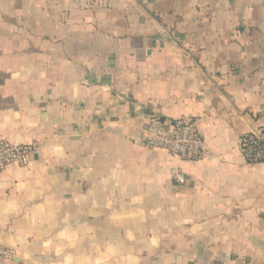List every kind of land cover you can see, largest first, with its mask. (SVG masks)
Segmentation results:
<instances>
[{
  "label": "crops",
  "instance_id": "1",
  "mask_svg": "<svg viewBox=\"0 0 264 264\" xmlns=\"http://www.w3.org/2000/svg\"><path fill=\"white\" fill-rule=\"evenodd\" d=\"M198 116L208 159L139 143ZM264 0H0L7 264H264ZM188 184L177 187L171 169Z\"/></svg>",
  "mask_w": 264,
  "mask_h": 264
},
{
  "label": "built area",
  "instance_id": "2",
  "mask_svg": "<svg viewBox=\"0 0 264 264\" xmlns=\"http://www.w3.org/2000/svg\"><path fill=\"white\" fill-rule=\"evenodd\" d=\"M198 116L179 118L151 117L143 126L139 143L149 149H160L183 161H200L212 156L199 129ZM37 143L15 144L0 135V173L12 166L25 167L39 150ZM240 149L249 163L264 162V126L244 134ZM171 178L177 187L188 184L187 174L181 167L171 169ZM17 255L15 248L0 242V264H7Z\"/></svg>",
  "mask_w": 264,
  "mask_h": 264
}]
</instances>
